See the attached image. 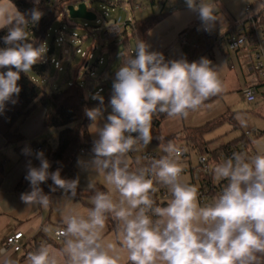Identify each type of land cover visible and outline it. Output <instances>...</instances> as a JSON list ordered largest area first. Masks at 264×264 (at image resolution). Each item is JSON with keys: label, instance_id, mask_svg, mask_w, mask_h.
<instances>
[{"label": "clouds", "instance_id": "9594fccd", "mask_svg": "<svg viewBox=\"0 0 264 264\" xmlns=\"http://www.w3.org/2000/svg\"><path fill=\"white\" fill-rule=\"evenodd\" d=\"M30 19L12 0H0V30L7 29L0 48V112L7 102L16 101L21 88L20 73L31 72L47 51L44 44L29 42L28 26L43 16L38 5ZM188 9L198 14L201 26L211 31L219 19L215 0H186ZM264 3L257 6V11ZM150 45L137 40L135 56L124 53L123 64L112 82V112L102 127L104 97L91 96L101 107L86 108L85 115L95 125L93 158L78 161L89 177L92 193L86 212L72 206L80 183L61 177V169L49 171L43 151L36 153L39 167L27 166L25 179L30 191L21 193L28 206L49 208L53 201L41 184L49 179L50 190L65 194L59 226L44 225L42 230L61 242V247L41 243L28 252L25 264H264V145L255 154L233 152L213 165L216 181H227L221 193L202 204L198 188L188 183L182 161L187 147L157 136L163 155L146 156V163L130 153L146 148L153 140V120L161 114L187 118L210 98L224 91L219 68L201 57L165 60L163 53L149 51ZM15 69V70H13ZM86 99L88 96L86 95ZM241 126L246 121L237 117ZM136 134V135H133ZM25 155L31 149H23ZM100 179L106 190L97 187ZM157 186L169 194L164 204L153 198ZM70 194V195H69ZM116 222L115 240L105 237L106 223ZM0 264H18L11 252L0 247Z\"/></svg>", "mask_w": 264, "mask_h": 264}, {"label": "rangeland", "instance_id": "374dc122", "mask_svg": "<svg viewBox=\"0 0 264 264\" xmlns=\"http://www.w3.org/2000/svg\"><path fill=\"white\" fill-rule=\"evenodd\" d=\"M31 1L34 2V0ZM41 1L42 0H40V2ZM261 1L264 0H215L217 13L222 15H220V19L217 20V27L215 29L213 28L212 31L218 36H223L227 31L233 29H228V27L234 26L237 22L246 21L254 11H257V6L261 4ZM173 2L180 4L177 0ZM74 3H76V7L81 3L86 4L88 9L96 14L97 20L86 21L71 19L68 15L62 14L53 23L49 31L48 37L44 43L47 47V51L41 61V63H47L49 60L54 59V61L61 63L62 71H58L55 64L51 63L45 76H38L33 70L29 72V75L35 81L39 82L47 92L65 88L72 84L75 79H78L79 85L84 87L85 94L91 100V108L101 107L100 102H96L91 98L93 95L91 94V90H97L99 87L105 86L104 92L101 94L104 99L112 95V82L115 78L116 71L122 64L125 35L130 38L129 47L132 52L135 51V45L137 43V39L132 34V27L128 25L127 34L124 33L117 40L118 51L114 59L112 58L111 61H109L110 55L108 49L110 43L104 41V30L115 24L123 26L129 20L134 23L137 20L150 19L152 16L160 15V12L152 6H148L147 9L142 12L133 11V6L129 3L121 5L119 0H83L80 3ZM137 4H143L144 6L149 5L145 0H138ZM247 5L252 7L251 12L247 13L245 11ZM168 8L169 4L166 6V10ZM179 8L188 9V7L182 6ZM185 13L190 14V16L193 13L192 15L194 18L191 21L195 19V22L191 26L181 30L178 35L176 33H178L180 28L177 29L176 32H174L175 35L170 36L168 42L157 45L155 42L156 38H162L159 35L165 33V31H160L162 28L161 26H165V24L170 22L176 15L167 12L165 13V17L161 20L164 21L156 26L152 30V33L149 32L146 34L144 42L150 45L149 51H158L163 53V55L167 54L170 59H179L182 55L180 39L185 36L190 43L188 42L187 46L182 47L183 54L187 55L191 62L199 61L201 57H206L211 60L213 66L219 68V76L223 82L224 91L221 93V96L214 101L207 102L199 110L190 112L187 118H170L166 114H161L163 115V119L157 131L159 135L163 137L178 135L185 129L202 127L209 122L225 116L229 119L222 122L217 128L205 135V140L210 143V149H218L221 146L237 140V146H246L245 153L249 155L255 154L258 146L264 145V95L263 92L260 91L254 103H247L243 99L242 90L254 83H261L262 80L252 71L249 58L242 51H231L227 48L225 43H223L222 46L214 45L210 52L206 51V40L202 33L198 14L187 10ZM224 17L228 19L226 23L224 22ZM166 30H168V28ZM263 33L264 32H262V35L264 36ZM74 35L77 36V38H74ZM192 35L195 38H191L192 40H190ZM60 39H62L63 42H60ZM32 41L33 38H30L29 42ZM190 45H192V47L197 45L198 48H193V50L190 51ZM63 46H65L67 50L64 58H62ZM95 46H97V50H94ZM77 49L92 54L93 58L90 60L83 59L80 54L76 53ZM50 50L53 51L50 53ZM100 58H102L101 64L99 62ZM86 62H88V68L84 65ZM111 112L110 100L104 101L103 119L99 120L96 126L102 127L103 123L106 122L107 116ZM238 116L246 121V126H241L240 120L237 119ZM252 129H256L257 132H252L251 135L248 136L249 140H247V143L243 140H238ZM59 131L58 128H48V138L45 146L51 147V149L57 146ZM89 132L93 143V141L98 138V134L95 133V125H93V122L90 125ZM148 150L161 152L162 148L152 142L146 148L142 146L139 147L138 151L130 153L132 165H134V160L139 158L142 151L146 152ZM93 155V152H90L80 157L78 161H90ZM0 157L2 158L1 154ZM197 163V152L193 151L191 152L190 164L185 163L184 165L188 168L190 166L196 167ZM11 165L13 166L14 163H11ZM91 175H95V173L86 170L77 162L76 177L79 176L80 179L79 189H87V184ZM183 177L188 182L190 174L184 173ZM212 180L214 185L220 182L216 181L213 176ZM97 184L102 185L103 183L98 179ZM218 195L219 194H214L206 197L205 202L211 203ZM164 202H166V200L161 201L162 204ZM205 202L201 203L206 204ZM114 223L116 222L114 221ZM116 235L117 225L115 229L112 230V234L109 238L115 240Z\"/></svg>", "mask_w": 264, "mask_h": 264}, {"label": "trees", "instance_id": "16d2710c", "mask_svg": "<svg viewBox=\"0 0 264 264\" xmlns=\"http://www.w3.org/2000/svg\"><path fill=\"white\" fill-rule=\"evenodd\" d=\"M83 0H56V2L49 6L46 0H42L38 8L44 13V16L38 22V31L33 37L34 46L38 47L45 43L48 37L49 31L52 28L53 23L62 15L66 16V7L74 2H82ZM138 0H119L121 5L129 3L134 6ZM16 7L27 15L30 19V10L37 7L35 3L30 0H12ZM154 2H152L153 5ZM165 15L160 13V15L152 16L150 19L137 20L134 22V30L132 29V34L137 40L143 41L146 33L151 29L156 23H158ZM259 20V19H258ZM260 23L264 26L261 20ZM7 34V29L0 30V41L2 46L5 47L3 42V37ZM127 34V31L125 32ZM130 38L125 35L124 45L125 48L122 52V64L124 61V53L128 55L131 54V49L129 47ZM118 51V43L111 42L109 44V61L115 57ZM51 53V50H50ZM135 56V55H134ZM133 56V57H134ZM121 64V65H122ZM51 65V60L49 62H38L35 64L31 70H33L38 76H45ZM88 68L87 62L84 64ZM1 71H7V68L0 69ZM15 70V69H13ZM20 80L17 82L21 91L18 96H13L16 103L7 102L4 110L0 112V135L5 139L7 144L18 145L17 148L21 147L24 143V136L20 133L19 128L23 122L38 108L42 107L45 111L44 126L45 128H58L59 137L58 144L54 149L47 147V151L44 152L46 156L51 159V166L49 171H55L57 168L61 169V177L65 179H75L76 165L80 157V150L82 148H90L92 145L89 128L92 121L85 115V109L91 108V100L85 98L86 94L84 92V87L79 85V82L72 83L65 88L56 89L52 92H47L39 82L35 81L29 73H20ZM262 84L259 86L261 87ZM258 88V86H257ZM93 89L91 90V92ZM214 96L210 98L205 103L212 101L217 98ZM111 95L104 99V101L110 100ZM99 102L98 100H95ZM163 115L153 120V140L151 141L155 145H160V141L156 139L160 136L158 133V128L162 123ZM229 118L223 116L217 120L207 123L206 125L198 128H188L179 133L178 135H172L165 138V143L168 140H172L177 144L184 143L192 151H196L198 155H204L209 157L214 164L221 161L220 152L227 146L237 145V140H234L227 145L221 146L218 149H210V143L205 140V135L217 128L222 122H225ZM239 141H245L247 143L249 138L244 134ZM134 167V165H132ZM227 181H220L218 186H215L212 177L208 180V186L212 189L209 190L211 194L217 193L218 188H224ZM50 185L53 182L49 179L46 183L41 184L44 192L51 195L55 192H59L60 189L57 188L55 192L50 190ZM208 187V188H209ZM99 188V187H98ZM18 190L23 192L30 191V185L27 180L21 182ZM101 189V188H100ZM102 190V189H101ZM92 195V193H91ZM81 194L77 189L76 199H81ZM111 230L115 229L116 223L109 218L107 221ZM42 234V233H41ZM35 248L39 247L42 241L35 238Z\"/></svg>", "mask_w": 264, "mask_h": 264}, {"label": "crops", "instance_id": "0c3cea01", "mask_svg": "<svg viewBox=\"0 0 264 264\" xmlns=\"http://www.w3.org/2000/svg\"><path fill=\"white\" fill-rule=\"evenodd\" d=\"M261 3H264V1H261ZM171 4L176 6L177 8V10L174 13H172V15L174 14L176 15L174 18L170 20V22L165 24V26H161L162 28L160 31H165V33L159 35L158 32V35L162 38L160 39L156 38L155 42L157 43V45L168 42L170 36L172 35L174 36L175 35L174 32H176L177 29L180 28L178 33H176L178 35L181 30L188 28L195 22V19L194 21H191L194 18V16L192 15L193 13L191 14V16L190 14L185 13L186 10L187 11H191V10L179 8L180 6L182 7H187V6H184L181 3L180 5L173 1L171 2ZM164 11L166 12V8L164 9ZM163 14L166 15L165 13ZM217 15L220 19V15L222 14L217 13ZM255 16L258 17V19L261 20L262 23H264V8H260L258 11H254L253 14L248 17V19ZM223 19L225 20L224 21L225 23L228 20L225 17ZM160 21L156 23L151 29H149V31L146 34H148L149 32L152 33V30L156 26L160 25V23H162L164 20L161 22ZM240 22H237L232 27H228V29L231 28L233 29L227 31L224 35L232 32L240 24ZM217 24L218 22L215 23L214 29L217 27ZM167 28L168 30H166ZM262 37L264 39L263 35ZM191 38H195V37L192 35L190 37V40H192ZM188 42L190 43V41ZM190 46L191 47H189V50L192 51L193 47L192 45ZM182 47L183 46L181 45L180 49L182 55L180 56V58L182 57L186 58L188 62L191 63V61H189L188 56L183 54ZM0 48H3L1 41H0ZM52 51L53 50H51V52ZM66 52L67 50L65 49V46H63L62 58H64ZM243 53L247 55L245 52ZM164 56L166 61L171 60L167 54ZM77 82L79 81L77 80ZM252 85L258 86V92L260 91L263 92V89L259 87L261 85L260 82L254 83ZM220 96L221 93L219 94L218 97ZM215 99H213L212 101H214ZM44 117H45L44 109L42 107H38L23 122V124L19 128V131L24 136L25 140L24 143L19 148H17L18 145L7 144L5 139L0 135V154L2 156V158L0 157V247L4 246L5 240L8 236L16 232H22L24 234V238L22 240L23 250L17 254L10 251L12 256L17 260L18 264H25L28 252L36 249L35 248L36 237L38 238L39 241H42V243L47 242L49 244H52L53 247L56 248L61 247V242L57 241L49 234H46L42 230V227L44 225L59 226L61 224L62 217H61L60 209L63 208L64 206L63 201L65 199V194L63 193V191L60 190L59 192H55L51 194L50 197L53 201V204L49 208L44 209L39 206H33L28 208V206L24 204L20 199L21 193H23V191L17 189L18 185L26 180L25 176L27 173V166L29 162H31V165L33 167L40 166V161L36 158V154L33 152L32 148L46 145V140L48 138V128H45L44 126ZM25 148L31 149L30 155L24 154L23 149ZM45 158L50 162V166H51V159L46 155ZM11 163H14V165L12 166ZM75 178H76V172H75ZM97 187L101 188L102 190H106L103 184L102 185L97 184ZM78 190L82 197L81 199L74 198L72 201V206L77 207L82 212H86L87 209L91 207V203H90L91 192L88 191L87 189L82 190L78 188ZM111 234H112V230L110 229L109 224L107 222L105 227V237L107 239H110L109 237L111 236Z\"/></svg>", "mask_w": 264, "mask_h": 264}, {"label": "built area", "instance_id": "2783aa9c", "mask_svg": "<svg viewBox=\"0 0 264 264\" xmlns=\"http://www.w3.org/2000/svg\"><path fill=\"white\" fill-rule=\"evenodd\" d=\"M149 5L144 6L143 4H135L132 7L133 11H139L142 12L147 9L148 6H152L155 9H157L160 13H174L177 8L176 6L172 5L171 2L175 0H145ZM184 6L186 5V0H177ZM47 5L52 6L56 0H46ZM152 2L153 5H152ZM199 2V0H198ZM169 4V8L164 11L166 6ZM252 7L247 6L245 11L251 12ZM43 13V12H42ZM44 16V13H43ZM42 16V17H43ZM199 22L201 24V21L199 19ZM131 25L132 29L134 30V23L130 20L127 21L123 26H120L118 24L111 25L109 28L105 29L103 32V38L104 41L107 43L116 42L118 38L123 35L127 31V26ZM202 28V26H201ZM28 30L30 32V38L32 39L35 35V33L38 31V24L32 25L31 23L28 26ZM264 32V26L260 23L258 20V17H251L247 19L245 22L240 23L232 32L223 35L218 36L215 32L211 31H205L202 28V33L206 40L207 49L206 51L210 52L214 45L222 46L223 43L226 44L227 48L231 51H242L245 52L249 58L250 62V68L253 72L259 77V79L262 80L261 88L263 89L264 94V39L261 36V33ZM74 38H77V36H73ZM60 42H63L62 39H60ZM180 44L184 47L188 45V41L185 36L181 37ZM194 49H197L198 46H193ZM94 50H97V46L94 47ZM77 54H80L83 59H92L93 55L89 53L82 52L80 49H77ZM131 54L135 55L134 52H131ZM100 64L102 62V58L99 60ZM51 63H54L56 66V69L58 71H62V66L60 62L54 61V59H51ZM88 64V62H87ZM78 79H75L73 83H77ZM105 86L99 87L97 90H94L91 92V94H95L97 92H100L102 94L104 92ZM244 101L247 103H254L257 100V96L259 94L257 86H248L245 87L242 90ZM256 133V129H252L248 132H246V136L248 137L251 135V133ZM136 135V134H133ZM179 145H182L184 147H187L188 151L184 153L182 157L183 163H189L191 160V152H193L191 149H189L188 146H186L184 143H180ZM160 146V145H157ZM93 143L90 148H82L80 150V155L84 156L88 153L92 152ZM246 150V146H227L225 149H223L220 152V159L221 161L225 159L226 157L230 156L233 152H244ZM38 151H47V146H37L33 148V152L36 154ZM135 152V151H134ZM163 151H152L148 150L146 152H141L139 158L141 163H146L144 160V157L151 156V157H159L163 155ZM197 166L196 167H190L188 168L185 166L184 173L190 174V178L188 180V183H191L195 185L198 188L199 192V200L204 203L205 198L212 196L209 192L211 189L208 186V180L213 176L211 169L214 165L212 160L209 159V157L204 155H198L197 154ZM136 166V160H134V167ZM183 173V174H184ZM219 183L215 186H218ZM225 186V185H224ZM209 187V188H208ZM212 191V189L210 190ZM222 191V188H218L216 190L217 193L214 194H220ZM169 194L167 192V189L161 188L160 186H157V191L154 193V199L157 201L158 204H161L162 200H167ZM165 203V202H164ZM163 203V204H164ZM206 203V202H205ZM24 238V234L22 232H16L10 236H8L5 240V244L3 248L8 249L9 251L13 253H19L23 250V243L22 240ZM36 244V243H35Z\"/></svg>", "mask_w": 264, "mask_h": 264}, {"label": "water", "instance_id": "95a60500", "mask_svg": "<svg viewBox=\"0 0 264 264\" xmlns=\"http://www.w3.org/2000/svg\"><path fill=\"white\" fill-rule=\"evenodd\" d=\"M68 16L71 19H81L86 21L97 20L96 14L88 9V6L84 3L79 4L76 7V3H72L66 7Z\"/></svg>", "mask_w": 264, "mask_h": 264}]
</instances>
